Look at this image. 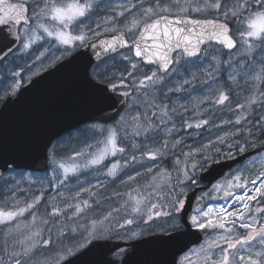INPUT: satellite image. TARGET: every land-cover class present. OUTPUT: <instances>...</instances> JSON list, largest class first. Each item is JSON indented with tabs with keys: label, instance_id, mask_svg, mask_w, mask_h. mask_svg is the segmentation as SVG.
Listing matches in <instances>:
<instances>
[{
	"label": "snow or ice",
	"instance_id": "obj_1",
	"mask_svg": "<svg viewBox=\"0 0 264 264\" xmlns=\"http://www.w3.org/2000/svg\"><path fill=\"white\" fill-rule=\"evenodd\" d=\"M99 8L100 4H95L94 0H0V58L15 51L12 45L16 42H20L23 49H30L37 41L46 38H53L65 46L66 51L83 47L90 39L89 32L93 36L100 34L88 23ZM109 12L108 16L101 18L103 31H119V34L111 40L103 41V50L115 53L118 49L127 48L131 55H123L122 59L129 62L130 70L126 69V73L121 74L119 84L113 82L114 78L109 77L101 65H96L95 68L91 65L86 66L82 76L86 84H105L100 90L101 98L104 100H111L113 98L111 94L116 93L118 88L132 87L133 91L141 93V99L139 101L133 99V103L146 104V108L131 117L135 122L133 138L140 136L147 138L149 133L157 132L159 126L165 123V118L170 119L166 104L149 102L147 97L155 96L156 92L164 95L166 92L183 91L186 85L191 86L194 79H199L187 67L183 68L186 75L180 76L181 69L176 65L180 64L181 60L185 64H191L193 58L198 59L206 50L218 51L217 45L229 52L243 46V60L237 59L235 63H245V68L251 69V72H255V65L259 64L260 74L253 79L264 81V0H167V2L125 0L124 3L111 7ZM193 14L203 18H194ZM102 24L96 23V28H101ZM117 25L121 26L120 29ZM126 34H131V41L125 38ZM249 52L254 53L252 60H248ZM174 53H179V58ZM45 55L46 53L41 51L35 59L40 60ZM133 57L139 58L144 64L155 65V70L150 74L143 72L139 65L133 62ZM210 59L217 61L216 56H211ZM227 64L231 67L233 60L228 59ZM210 67L214 68L215 65ZM197 71L202 73L205 80L214 79L209 69L197 68ZM12 75L19 77L20 73L15 72ZM176 76H180L178 85L172 80V77ZM126 77L132 79L126 83ZM229 80L235 82L236 75H230ZM11 87V95L15 97L21 82L16 80ZM149 89L155 91L149 92ZM120 95L130 97L132 93L125 90ZM229 100L228 93L219 91L215 101L206 103L224 105ZM247 103L264 104V89L258 90V95L250 97ZM125 106L128 107L127 104ZM245 107V104L237 102V108ZM172 111L175 112V109ZM156 117L159 119L154 120ZM123 119L121 117V121ZM247 119L246 116H241L234 123L240 125L242 121L247 122ZM119 123L117 122L118 125ZM183 124L186 128H201L208 124V121L202 120L195 125L184 121ZM100 131H107L106 139L98 142L103 144L102 148L97 147L95 151H78L75 156H69L65 161H58L54 150L47 157L57 170L62 171L59 184H64L70 174L76 175L82 169L100 165H104L107 176L116 178L119 172L139 162L136 155H125L127 149L121 146L125 137L120 136L117 127L101 128ZM168 131L170 134L171 129ZM257 131L264 136V116L253 122L252 127L247 130L249 139L243 144L231 140L232 137L240 135L238 128L218 136L217 142L229 147L227 153H222L216 148L213 149L215 155H209L202 146L200 149L182 153L183 160L174 157V170L179 173L174 184L172 172L159 163L152 166L142 163L144 174H150L148 182L138 184L137 178L142 175L138 169L134 175L128 174L126 183L130 185L136 183L137 186L123 193L127 199L119 208H113L103 214L102 218L91 219L89 223L77 222L69 226L57 224L54 219L66 216V208L73 209L72 217H80L86 210L92 209L87 200L74 205L68 204L66 208L53 204L47 218H38L36 215L37 206L44 199L43 194L34 196L31 202H26L23 206H20V202L15 198L11 203L4 201L0 206V225L5 227L6 234L11 237L22 228H28L29 234L23 240H16L14 243L5 241L6 247L0 249V252H3L0 264H74L68 260L69 257L102 240L113 227L123 229L133 224L138 227L143 224L149 226L151 231H156L151 227V222L161 218H167L172 222V228L168 231L178 232L187 224L200 232L207 230L215 233L198 249H189L184 253L180 264H264V172L252 180L242 179L239 172L230 173L227 178L213 183L211 191L223 192L222 198L226 203L221 205L201 206L193 197L195 203L193 207V203L188 201L186 191L201 182L202 178L196 175L198 170L206 171L211 176L215 171L212 166L220 163L221 157L224 160L234 158L231 151L233 143L236 144V151L245 153ZM180 143L181 141L175 140L170 147L169 141L163 139L161 147L155 150L149 149L144 152L141 149V157L146 156L148 160L154 162L162 160L166 150L171 151ZM258 143L264 150V141ZM128 147L137 149L139 146L130 143ZM87 148L92 149L93 146L87 145ZM194 152L203 154L199 161L189 164V158ZM117 156L123 158V163L120 160H109L110 157ZM77 157L85 159L78 163ZM106 160H109L108 164H105ZM16 168L15 159H0V176L5 172L15 171ZM81 191L89 189L82 188ZM204 196H207L206 192L201 199ZM121 212L130 217L124 218L123 223L113 215ZM25 213L29 214L30 223L22 224L20 218L24 217ZM38 219L42 225H49L52 221L51 226L36 228ZM53 228L56 229L59 240L55 255L37 260L38 250L52 244L51 235L45 238L44 233L47 231L50 234ZM143 231L144 229L140 232L131 231L130 238H137ZM26 242L29 243L21 250H17V244L25 245ZM216 249L219 250L218 253H215ZM123 255L124 253L120 252L116 261L109 260L107 264H118L119 257Z\"/></svg>",
	"mask_w": 264,
	"mask_h": 264
},
{
	"label": "rangeland",
	"instance_id": "obj_2",
	"mask_svg": "<svg viewBox=\"0 0 264 264\" xmlns=\"http://www.w3.org/2000/svg\"><path fill=\"white\" fill-rule=\"evenodd\" d=\"M124 2L125 0H116L115 4L118 5ZM90 36L91 35H89V37ZM129 36L132 37L131 34ZM41 51L45 52L46 55L40 60H36V55ZM73 51H66L65 46L60 45L53 38H46L45 40L37 41L30 49H23L21 45V47L13 55L0 64V100L11 94V86L16 80L21 82V86L26 84L34 76L39 75L43 71L47 70L49 67L53 66L55 63L65 58ZM253 55L254 53L249 52L247 54L248 60H252ZM122 56L123 55L116 57L121 60ZM243 56V46L235 53L229 54L225 62L227 64L228 59L231 58L233 60V65L230 67L227 64V75L225 77V81L220 75V59L218 57L217 61H208L207 59H203L201 60V63L196 65L195 63L185 64L184 61H181L180 76L186 75L183 72V68L187 67L199 79H194L192 81V85H186L185 90L183 91L175 93L166 92L164 95H160L159 92H156L155 96H149L146 98L149 102H154L161 105L166 104L169 110L168 116L170 117V119L165 118V123L159 126L157 132L149 133L147 138L144 136L133 138L132 136L133 125L135 122L132 121L131 117L136 116L139 112H143L146 108V104L141 105L133 103V99H136L137 101L141 99V93L136 92V95L131 100V104L121 115V117L124 118L123 121H121V117H119L115 122L112 123L88 124L81 129L64 136L51 148L50 154L54 150L56 152V159L58 161H65L69 156H75V153L78 151H95L97 147L102 148L103 144H98V142L104 141L106 139L107 131H100V129H111L113 127H117V130L120 132V136L125 137V139L121 142V146L127 149L125 155L130 156L134 154L137 156V160L139 162L131 164L128 168L119 172L116 178L107 176V170L104 168V165H100L93 166L88 169H82L76 175L70 174L69 179L61 185L59 184V179L62 178V171L57 170L55 165L52 164V168L47 173H38L32 171H12L8 173L0 182V198L2 199L3 197L5 201H8L9 203H11L13 198H15V200L20 202V206H23L26 202H31L34 196L43 194L44 199H42L40 205L37 206V217L42 212H51L53 204L60 208H66V205L68 204L74 205L87 200L88 203L92 205V209L86 210V213L81 214L80 217H72L73 209L66 208V216L54 218L57 224H60V222L63 221L62 224H69L70 226H73L77 222L80 224H85L89 223L91 219L102 218L103 214H106L113 208H119L123 201L127 199L123 193L130 191L131 187L137 186L136 183L131 185L126 183L127 175H134L136 169L140 170L142 173L141 177L137 178L138 184H146L150 174H144V168L141 166L142 163L147 166H152L156 163H159L163 168L168 169L169 172H172V183L174 184L175 177L179 175V173L174 170V148H172L171 151L166 150L164 158L156 162L148 160L146 156L142 158L141 149L144 152H147L149 149L155 150L156 148L161 147V141L163 139H167L169 141V146L171 147L173 141L179 140L181 143H183V139L192 138L191 136L194 134L196 135L194 137L195 139H200L204 143H216L218 136H223L225 132H230L237 128L240 129V135L232 137L231 140L238 142V138L243 140L241 142H245L246 139H249L247 130L251 128L250 126L247 127L248 120L247 122L242 121L240 125H236L234 122L241 118V116H246L249 118L250 116L257 114L256 109L258 110V108H260L261 111L259 115L264 116V104L256 103L249 105L247 103L250 97L258 95V90L264 89V81L253 79V77L260 74V65L256 64V71L251 72V69L245 68V63L236 64L235 61L237 59L243 60ZM213 64L215 67L211 68L210 65ZM197 68L209 69L212 71L214 79L209 78L205 80L202 76V73L197 71ZM15 72H19L20 76L14 77L12 74ZM230 75H236L235 82L229 80ZM180 76L172 77L173 83L178 85ZM154 91V89H149V92ZM219 91L228 93L230 100L224 105L215 104L214 102L206 103V101H215ZM237 102L240 104H245L246 107L244 109L237 108ZM172 109H175V112H173ZM185 109H187V111H185ZM152 110L157 111V109ZM158 119L159 117L154 118V120ZM202 120H207L208 124L201 128H186L183 124L184 121H187L188 123L195 125ZM229 121L232 123H228ZM117 122H120L119 125ZM169 129H171L170 134L168 131ZM258 134L259 137L261 136L264 138V136H262L259 131L256 132L255 137H257ZM209 135H212L211 138H207L205 140V138ZM252 139L250 143L252 142ZM130 143H135L139 147L137 149H130L128 147ZM234 144L235 143H233V145ZM57 145H59V147H57ZM87 145H92L93 148L88 149ZM202 146L204 145L198 146L197 148H201ZM207 146L209 148L212 147L213 144H206L205 147ZM227 148L229 149L228 146ZM179 158L182 160L184 159L183 155H181ZM84 159V157H77L76 162H83ZM109 160H120V162L123 163V158L120 156L110 157ZM109 160H106L105 164H108ZM199 160L200 159L193 160V157H190L189 164ZM255 160L260 161V165L263 167L261 168L262 170L259 169L258 165H256L257 167H255L253 164L249 165L247 167L248 169H243L240 172L238 171L242 174V179L246 178L248 180H252L255 179L261 172H264V154L261 158H256ZM258 163L259 162H257V164ZM82 188L89 189V191H81ZM118 189L120 190L118 191ZM189 190L190 189H187L186 191L188 192ZM205 192L207 193V196H204V198L201 199ZM117 193H120L121 195L118 196ZM106 194L109 195L108 198H106ZM222 197V191L213 192L210 188L200 195L198 202L201 206L221 205L226 203ZM112 200L115 202L114 204L112 203ZM110 206L113 208H109ZM95 211H98L100 215L94 213ZM89 212L90 214H88ZM113 215L116 217V219H119L120 223H123L124 218H130L124 212H121L120 214L114 213ZM69 217H71V219H68ZM20 219L22 224L30 223V216L28 213H25V216ZM49 226H51V224H49ZM35 227L44 228V225H42L38 219ZM151 227L155 228L156 231H151L149 226L143 224H141L139 227L136 224H133L125 227V229H117L113 227V229L107 232L104 237L110 236L113 231H118L120 234H122V236H129V238L131 231L140 232L141 229H144V231L142 235L138 237L158 231L168 232V230L172 228V222H170L167 218H161L151 222ZM208 232L209 236L205 239V241L193 247L192 249H198L215 234L211 231ZM28 234L29 229L22 228L20 232H17L10 237L6 234L5 227L0 225V249L6 247L5 241L14 243L16 240H23ZM53 234L57 238L56 229H53L50 234L45 231L44 236L47 238L48 235H51L53 241ZM27 243L29 242H26L25 245L17 244V250H21L24 246H26ZM58 243L59 240L57 239L47 247L40 248L36 254V259L44 260L47 257L54 256ZM218 252L219 250L216 249L215 253ZM183 256L184 255L181 256L178 264H180V261L183 260ZM0 257H3V252H0Z\"/></svg>",
	"mask_w": 264,
	"mask_h": 264
},
{
	"label": "water",
	"instance_id": "obj_3",
	"mask_svg": "<svg viewBox=\"0 0 264 264\" xmlns=\"http://www.w3.org/2000/svg\"><path fill=\"white\" fill-rule=\"evenodd\" d=\"M118 34L119 31L105 33L89 40L68 57L33 77L15 97L9 95L4 100L0 106V159H15L16 170L47 172L52 166L47 159L49 150L57 139L84 124L109 123L118 118L129 98L120 93L125 90L133 93V88H118L111 94V100H104L100 90L105 84H86L82 76L86 66L93 67L96 62L114 54L103 50V41ZM125 38L128 39L127 35ZM20 45L16 42L12 48L16 51ZM13 52L0 58V63ZM115 83L119 84L120 80ZM254 153L255 150H251L213 165L215 171L211 176L202 171L199 175L201 185L187 193L188 201L195 207L193 197L199 201L201 190ZM185 211H188L187 206ZM206 238V231L200 232L184 224L178 232H154L135 239L104 237L83 251H77L68 260L74 264H107L109 260L116 261V255L123 252L118 264H178L184 253Z\"/></svg>",
	"mask_w": 264,
	"mask_h": 264
},
{
	"label": "flooded vegetation",
	"instance_id": "obj_4",
	"mask_svg": "<svg viewBox=\"0 0 264 264\" xmlns=\"http://www.w3.org/2000/svg\"><path fill=\"white\" fill-rule=\"evenodd\" d=\"M115 2H116V0H94L95 4H100V8H99L97 14L95 16H93L92 19L90 21H88V23L91 26V28L95 29V31L97 33H100V34L93 36L92 33L89 32V35H91L89 40H91L93 38H96L97 36H100V35L105 34V33H112V32H104L103 31V27L104 26L102 24L101 18L105 17V16H108L110 14L109 9L111 7H115L116 6ZM133 2H135V0H133ZM165 2H167V0H165ZM193 16H194V18H203L201 16H197L196 14H193ZM98 22L102 24L101 28H96V23H98ZM120 27H121L120 25H117L118 29H120ZM126 35H127L128 39L131 41L132 37L129 36L130 34H126ZM216 47H217V49H219L218 51L212 52L211 50H206L205 53H203L198 59L197 58H193L192 59V64L193 63H195V65L199 64V63H201V60H203V59H207L208 61H211V59H210L211 56L218 57L220 59V69H219L220 70V75H221V78L225 81V77L227 75V71H226L227 70V64H226L225 60L227 59L229 54L235 53L237 50H240L242 46H240L239 49L232 50L231 52H229L226 49H221L219 45H217ZM79 48H81V47H78L77 49H79ZM124 54L131 55L129 50L126 48L124 50H121L118 53L111 54L108 57H105V58L101 59L100 61L96 62L93 65L92 68H95L96 65H101V67L107 71L109 77H113L114 78L113 82L119 81V80H121V74L122 73H126V69L130 70L128 61H125L122 58H121V60H119L116 57V56H121V55H124ZM175 55L179 58V53H175ZM181 61H183V60H181ZM110 62H112V63H110ZM133 62L137 63L139 65V67L142 69V71L145 72V73H149L150 74V72L152 70H155V65L144 64V63H142L139 60V58L133 57ZM176 67L180 68L181 65L178 64V65H176ZM134 75H135V73H134ZM131 79H132V77H126L127 81H130ZM135 95H136V92L134 91L133 94L129 97L128 107L131 104V100H132V98ZM256 112H257V114H254V115L250 116L247 119L248 120L247 127H249V126L252 127L253 122L258 117H260V115H259L261 113L260 108H258V110L256 109ZM195 136L196 135L194 134L193 136H191L192 138L183 139V143L177 144L176 147L173 149L174 150L173 158L174 157H180L182 155V153H187L190 150L194 151L196 149H200V148H197V147L201 146V145H204V151L207 152L209 155H215L213 149H216V148H219L222 153H227L230 150V149L227 148V146L225 144H220L217 141H216V143L215 142H211V143L210 142H205L204 143L200 139H195L194 138ZM211 136L212 135H209L208 137L205 138V140L207 138H211ZM246 140H248V139H246ZM237 141H238L239 144H243L244 143V142H241L243 140L238 139V138H237ZM258 141H264V138L261 137V136L259 137V134L257 135V137L252 139V142L250 143V146L247 147V150H246V151L255 150V154H253L251 157H249L243 164H241V165L237 166L236 168H234L232 171H230L228 174H226L220 180H222L225 177H227L228 175H230V173H235V172H238V171L240 172L243 169H248L247 167L249 165H252V164L255 167H257L256 165H258L259 169L262 170L261 168H263V167L260 165V161L259 160H255L256 158H261L262 155L264 154V150H262L260 148ZM206 144L207 145L208 144L209 145L213 144V146L208 148V146L205 147ZM231 151L233 152L234 158L242 154V153H239L238 151H236V145L235 144L232 146ZM257 153H258V155H257ZM202 154L203 153L197 154L196 152H194V154L192 156L193 160L200 159ZM253 160L256 161V163H253ZM221 161H225L223 159V157H221ZM257 162H259V163L257 164ZM201 171L202 170H198L196 172V175L199 176ZM8 173H10V172H8ZM3 178L1 179V181L3 180ZM216 182H214V183H216ZM198 185H201V183L198 182V184L196 186H198ZM196 186H194L190 190L194 189ZM211 187H212V184L211 185H207L205 190H202V192L210 189ZM4 201H5V199L3 197H2V199L0 198V206L3 205ZM208 234H209V232H208ZM241 234H243V230H241Z\"/></svg>",
	"mask_w": 264,
	"mask_h": 264
},
{
	"label": "trees",
	"instance_id": "obj_5",
	"mask_svg": "<svg viewBox=\"0 0 264 264\" xmlns=\"http://www.w3.org/2000/svg\"><path fill=\"white\" fill-rule=\"evenodd\" d=\"M4 101V99H1L0 100V105L2 104V102ZM120 189H118V191H119ZM106 198H108L109 197V195L108 194H106ZM112 203L114 204L115 202L112 200ZM109 208H113L112 206H110ZM41 210V209H40ZM42 212V211H41ZM48 213H50V212H48ZM48 213H46V212H42V213H38L39 215H38V218H47V214ZM94 213H97L98 215H100L99 214V212L98 211H95ZM88 214H90V212L88 213ZM90 217V216H89ZM63 222V221H62ZM62 222H60V224H62ZM52 223V221H50V224ZM70 223V222H69ZM67 225H69V224H67ZM70 226V225H69ZM47 227H49V225H44V228H47ZM53 229H55V228H53ZM125 229V228H124ZM110 236H112V237H124V238H129V236H122V234H120V232H115V231H113V233L110 235ZM58 239V237L56 238V236L53 234V242H55L56 240ZM52 242V243H53ZM40 251H43V250H40Z\"/></svg>",
	"mask_w": 264,
	"mask_h": 264
}]
</instances>
